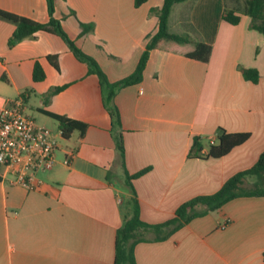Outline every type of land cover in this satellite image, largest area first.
I'll use <instances>...</instances> for the list:
<instances>
[{
	"label": "crops",
	"instance_id": "1",
	"mask_svg": "<svg viewBox=\"0 0 264 264\" xmlns=\"http://www.w3.org/2000/svg\"><path fill=\"white\" fill-rule=\"evenodd\" d=\"M162 3L55 0V18L109 84L57 34L40 30L8 46L15 24L0 17V97L22 96L26 114L57 139L54 164L36 173V189L14 184L11 174L0 176V264H114L116 230L131 195L125 172L150 168L132 184L140 218L156 224L172 218L181 203L219 190L264 150V38L243 13L237 24L222 19L226 0L175 3L168 29L191 42L160 43L139 82L112 85L134 71L158 29L151 10ZM0 9L40 23L49 19L46 0H0ZM80 22L94 30L81 35ZM197 41L211 46L207 62L185 55ZM35 62L44 71L41 80L33 79ZM241 67L256 68L258 82L246 80ZM47 112L85 127L64 138ZM219 127L249 137L218 158L188 157L194 136L213 139ZM119 134L124 158L116 149ZM263 252L264 196L234 198L166 239L134 247L136 264H264Z\"/></svg>",
	"mask_w": 264,
	"mask_h": 264
},
{
	"label": "trees",
	"instance_id": "2",
	"mask_svg": "<svg viewBox=\"0 0 264 264\" xmlns=\"http://www.w3.org/2000/svg\"><path fill=\"white\" fill-rule=\"evenodd\" d=\"M146 0H134L135 6H139ZM187 0H163L160 8H153L158 17V29L146 43L145 49L140 55L134 71L126 78L115 82L112 85L122 87L129 84L137 83L142 78V72L151 49L157 47L160 43L168 42L186 44L191 42L188 34H178L169 31L168 18L171 9L175 3ZM49 19L45 23L37 22L31 18L18 15L3 9H0V17L9 20L15 24V29L8 39V46H13L17 42L33 38L37 31H47L59 35L74 55L81 61L88 64L92 73H96L101 82L109 84L105 75L100 70L96 61L82 52V50L69 37L63 29L60 19L55 18V0H46ZM73 12V10H71ZM243 13L250 17V26L259 31L264 38V0H244L243 9L227 8L222 12V19L237 24L240 21V15ZM81 35L87 34L94 30L93 23L80 22ZM211 53V46L203 41L195 42L194 49L185 53L189 58L207 62ZM51 64L58 68L57 55L48 57ZM243 77L253 83L259 80V71L253 67L240 68ZM44 71L38 62H35L33 68V79L41 80L44 78ZM61 88H53L46 93L48 99L53 93ZM113 122L119 120V113L116 106L109 109ZM47 115L54 118L59 125L61 135L66 138L71 132L78 128L83 130L85 124L71 119L65 115L47 112ZM249 137L248 132H228L219 127L216 136L213 139L202 141L200 137L194 136L188 151V157H202L201 150L206 146L207 152L203 157L218 158L227 154L233 147L243 143ZM116 149L121 158H124V148L121 135L115 136ZM150 168H143L133 174L125 172V187L131 195L125 200V213L121 226L116 230L115 235V256L114 264H136L134 257V247L140 241L161 240L168 238L182 224L187 223L192 218L201 216L209 211H214L222 207L226 202L244 196H264V150L260 153L257 161L248 169L239 171L229 177L219 190L212 194L198 195L181 203L172 218L161 223H148L143 221L139 215V202L137 200L132 179L144 174ZM152 233L153 237L148 238L147 234ZM264 260V252H263Z\"/></svg>",
	"mask_w": 264,
	"mask_h": 264
},
{
	"label": "built area",
	"instance_id": "3",
	"mask_svg": "<svg viewBox=\"0 0 264 264\" xmlns=\"http://www.w3.org/2000/svg\"><path fill=\"white\" fill-rule=\"evenodd\" d=\"M3 99L0 101V176L11 174L14 184L34 190L38 187L36 173L54 164L57 139L26 114L22 96Z\"/></svg>",
	"mask_w": 264,
	"mask_h": 264
},
{
	"label": "rangeland",
	"instance_id": "4",
	"mask_svg": "<svg viewBox=\"0 0 264 264\" xmlns=\"http://www.w3.org/2000/svg\"><path fill=\"white\" fill-rule=\"evenodd\" d=\"M226 6L227 7H234L238 9H243L244 6V0H226ZM3 97L0 98V101H3ZM54 132H57V128H54Z\"/></svg>",
	"mask_w": 264,
	"mask_h": 264
},
{
	"label": "water",
	"instance_id": "5",
	"mask_svg": "<svg viewBox=\"0 0 264 264\" xmlns=\"http://www.w3.org/2000/svg\"><path fill=\"white\" fill-rule=\"evenodd\" d=\"M206 153V151L205 150H203L202 152H201V154H205Z\"/></svg>",
	"mask_w": 264,
	"mask_h": 264
}]
</instances>
